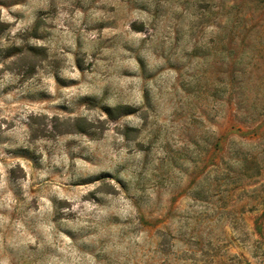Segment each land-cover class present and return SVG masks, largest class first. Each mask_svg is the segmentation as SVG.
Masks as SVG:
<instances>
[{
	"label": "clouds",
	"instance_id": "clouds-1",
	"mask_svg": "<svg viewBox=\"0 0 264 264\" xmlns=\"http://www.w3.org/2000/svg\"><path fill=\"white\" fill-rule=\"evenodd\" d=\"M0 264H264V0H0Z\"/></svg>",
	"mask_w": 264,
	"mask_h": 264
}]
</instances>
